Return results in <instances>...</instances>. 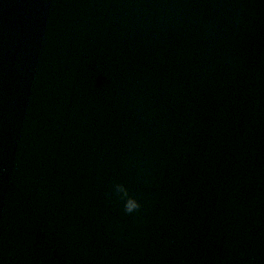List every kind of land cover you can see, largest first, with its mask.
<instances>
[{"label": "water", "instance_id": "95a60500", "mask_svg": "<svg viewBox=\"0 0 264 264\" xmlns=\"http://www.w3.org/2000/svg\"><path fill=\"white\" fill-rule=\"evenodd\" d=\"M0 264H264V0H0Z\"/></svg>", "mask_w": 264, "mask_h": 264}, {"label": "clouds", "instance_id": "9594fccd", "mask_svg": "<svg viewBox=\"0 0 264 264\" xmlns=\"http://www.w3.org/2000/svg\"><path fill=\"white\" fill-rule=\"evenodd\" d=\"M131 191L130 186L126 182L115 180L111 183L108 193L110 198L122 204L123 213L129 216L135 215L144 207L143 201L139 195H128Z\"/></svg>", "mask_w": 264, "mask_h": 264}]
</instances>
